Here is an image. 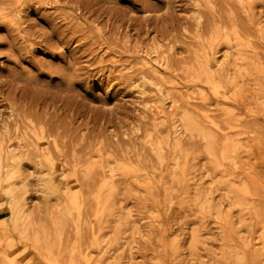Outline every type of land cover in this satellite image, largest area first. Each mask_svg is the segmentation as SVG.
I'll return each mask as SVG.
<instances>
[{"label": "rangeland", "instance_id": "obj_1", "mask_svg": "<svg viewBox=\"0 0 264 264\" xmlns=\"http://www.w3.org/2000/svg\"><path fill=\"white\" fill-rule=\"evenodd\" d=\"M217 20L237 34L212 35ZM184 110L207 122L219 155L240 141L236 164L176 129ZM9 125L13 184L37 220L66 222L64 254L41 250L1 180L4 262L263 264L264 0H0V132ZM232 182L249 187L244 207Z\"/></svg>", "mask_w": 264, "mask_h": 264}, {"label": "bare ground", "instance_id": "obj_2", "mask_svg": "<svg viewBox=\"0 0 264 264\" xmlns=\"http://www.w3.org/2000/svg\"><path fill=\"white\" fill-rule=\"evenodd\" d=\"M244 2L245 0H239ZM201 24V22H200ZM214 24V25H213ZM212 35H220L224 34L226 37H230L234 34H237L235 29L228 28L224 26L221 21L217 20L212 23L210 27ZM196 66L202 72L209 81L214 82L215 74L212 71V67H210L208 62H197ZM178 113L181 114L180 119L174 122L176 129L179 130V126L184 129V131H188L191 134L198 135L201 140L205 142V149L209 155H211L216 163H219L220 156L225 157L227 160L236 164V151L240 146V141L238 139L232 138L228 139V141L224 144L223 149L221 151V155L217 153L216 144L217 138L210 126L207 124L205 120H201L197 117V115L191 111L184 110L179 111ZM16 126L18 127L19 116L16 114ZM199 116V115H198ZM204 117L206 119H211V116L208 112L204 113ZM10 125L7 126L5 132H0V181L6 180L8 182L7 192L11 195V207H12V216L14 222L20 227L22 233L25 237L30 239L35 246L43 249L46 252L49 251H59L60 254H64V250L62 249V237L61 232L65 226L66 220L59 219L53 220L49 222L48 220H37L34 213L28 207V203L25 198L24 192H20L18 188L13 184V180L18 178L22 175L21 166L19 165L22 161H17V149L15 147H11L9 142L12 140L13 134L10 132ZM11 135V136H10ZM20 137L19 135L17 136ZM45 136H35V141L32 142L34 149L33 153L35 156L36 161H38L43 166H49V174L51 175L54 171V165L51 164L50 160L47 158L46 153L41 150V143L42 139ZM162 152L159 154L161 156ZM21 156V155H19ZM19 158V157H18ZM162 158V156H161ZM17 162V163H16ZM12 167V165H14ZM120 169H125L126 164L119 162ZM95 173V166L89 167L88 169L83 171L85 177L91 178ZM116 176L115 169H111V173L107 176V187L110 191L111 185L113 180ZM48 176L45 177L47 179ZM111 188V189H110ZM227 196L231 197L232 194L236 193L237 200L236 202L241 205L245 206L246 203V195L249 194V187L247 184H237L236 182H232L229 186L226 187ZM197 200L201 206V209H205L208 204L205 200H200L201 191L199 190ZM260 238H261V247L256 249V256L258 258L264 259V222L263 226L260 230ZM196 237L194 238V240ZM240 258H244L243 253H239ZM0 264H8L4 262V260L0 259ZM264 264V262H263Z\"/></svg>", "mask_w": 264, "mask_h": 264}]
</instances>
